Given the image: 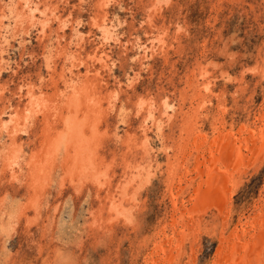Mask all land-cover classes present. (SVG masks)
<instances>
[{
	"label": "rangeland",
	"instance_id": "1",
	"mask_svg": "<svg viewBox=\"0 0 264 264\" xmlns=\"http://www.w3.org/2000/svg\"><path fill=\"white\" fill-rule=\"evenodd\" d=\"M7 1L3 0L0 7L5 6ZM33 1L38 2L40 10L46 7L49 23L45 31H40V25L29 27L26 13L22 12L23 22L14 30V35L8 36L9 43L0 53L4 62L9 64H3L6 68L0 73V110L10 104V109L14 108L9 110L10 113L20 112L17 109L26 103L24 93L27 83L32 84L35 91L39 86V94L50 107L51 96L56 90L54 84L58 81L59 89H64L65 82L58 80L60 73H68L65 79L70 77L82 81L90 91L86 92L85 87L79 89V86L76 90L90 96L93 93L94 101L89 102V96L82 95L77 106L82 111L89 109V118L83 129L88 128L86 131L95 133H92L94 138L88 146L90 151L83 157L85 160L90 158L102 170L108 169L107 178H110L103 186H98L90 179L73 176V173L79 174L77 169H70L75 162V151L67 147L59 150L50 162L41 167L45 173L33 167L32 157L41 155L44 139L50 133L52 136L57 134L54 137L64 133L62 118L70 110L74 112L73 89H64L66 95L56 98L49 112L52 119L39 113L27 131L18 132L20 138L18 133L15 137H7L0 131V147L7 144L8 148L23 149L19 156L25 158L17 159L21 163L15 167L16 178L0 163V205L8 209L9 205L18 207L17 221L10 237L4 241L5 237L0 234V264H250L249 259L243 258L250 255L247 246L258 237V240L263 239L262 243L264 241V236H261L264 233V0H171L160 10L152 8L153 0ZM20 3L16 4L19 6L16 11L22 7ZM105 3L106 6H101ZM54 9L57 16H67L69 19L70 24L64 31L60 30L59 21L54 19L56 14L51 13ZM35 14L40 15L38 12ZM102 14L107 23L117 25L115 28L120 42L101 44L100 32L93 25V20L100 19ZM4 22L7 24V19ZM75 22L87 37L77 46L72 45L69 51L75 52L78 60L86 62L87 54L92 53L96 46L100 47L99 53L100 50L107 52L104 53L108 55V67L78 64L76 60L72 67L73 75L70 74L72 72L63 71L65 64L69 63L59 55V47L70 40L71 25ZM151 29L155 34L162 33L164 42L156 44L155 52L149 50L148 53L152 54H148L150 59L141 64L138 52L131 44L136 38L146 43ZM232 36L235 41L229 45L228 53L233 54L236 64L230 67L225 57L219 54L224 43ZM58 40L62 45L56 44ZM146 44L150 45L148 41ZM49 50H53V53L51 66L47 68L45 56ZM213 60L223 64L235 79L225 82L216 78L211 86L212 92H206V96L199 80L200 67L207 66ZM208 68L213 75L210 78L215 77L216 71H212L211 66ZM135 72H139V76L132 87L128 86L125 77ZM76 73L80 75L76 76ZM94 80H97L96 84H92ZM114 90L119 92L116 98L118 102L115 100L117 105L111 108L112 111L107 108L110 104L105 100L100 107L94 106L96 102L100 104L97 100L99 95H110ZM140 98L149 99L147 102L153 100V107H157V110L162 99L167 98L174 103L175 110L172 120L165 124L163 142L153 132L154 125L149 124L152 127L148 135L155 145L151 144V159L148 154L144 162L153 166L151 169L156 176L151 185L142 189L137 196L134 204L137 205L135 215L139 223L137 227H131L122 221L109 220L105 214L107 205L104 204L109 187L115 189L120 184L126 162L142 159L138 153L140 149L136 150L139 148L136 144L144 137L141 132L143 111L138 113L136 106ZM84 101L88 104L84 105ZM200 102L204 104L199 107ZM80 138H83L82 135ZM133 138L138 139V143L132 142ZM229 138L231 142H226ZM240 145H243L242 152H238ZM165 146L169 147L167 153L163 150ZM240 153L242 155L239 157ZM228 155L231 159L227 158ZM171 162L174 163L172 166ZM47 169L49 171L46 172ZM38 170L42 175H38ZM209 171L211 177L207 174ZM36 176L46 179L43 178L42 183ZM233 245H237L238 254L231 253ZM252 261L251 264H264L262 254L255 256L254 263Z\"/></svg>",
	"mask_w": 264,
	"mask_h": 264
},
{
	"label": "bare ground",
	"instance_id": "2",
	"mask_svg": "<svg viewBox=\"0 0 264 264\" xmlns=\"http://www.w3.org/2000/svg\"><path fill=\"white\" fill-rule=\"evenodd\" d=\"M3 0H0V3H2ZM5 1V0H4ZM21 1V3L19 5H21L22 7H20V10L16 11L17 8L16 7H19V6H16V4ZM106 1H110V0H106ZM148 1H151V0H148ZM154 2H152V8L155 10H160L161 8L167 6L169 4V1L171 0H153ZM105 2V0H104ZM103 3V2H101ZM107 3H105L104 5H101V6H106ZM110 4V3H109ZM18 5V4H17ZM42 7V6H41ZM108 7V6H107ZM46 7H44L43 9H39L38 8V2L37 3H34L33 0H8L6 5L5 6H2L0 7V53L2 54V51H3V48L6 47L5 45L8 42V36L9 35H14L16 32L14 30L17 29V27H19V25H21V23L23 22L22 19H23V13H26V22L29 24L28 26L29 27H36L37 25H40V31H45V26L49 23V14L47 15L46 14ZM99 9L100 6L98 7ZM97 8V9H98ZM106 8V7H105ZM149 8V7H147ZM16 9V10H15ZM56 9V8H55ZM55 9L51 12L54 16V19L55 20H58L60 26V30L61 31H64L65 30V27L68 26L69 23V19L66 18V17H61V16H57V13L55 12ZM120 9V8H119ZM153 9H150L149 10H153ZM57 10V9H56ZM123 10V8L121 9ZM147 9V11H149ZM102 11V10H101ZM146 11V10H144ZM150 11V12H151ZM165 11V10H164ZM16 12V13H15ZM23 12V13H22ZM38 12L40 13L39 16H37L35 13ZM120 12V11H119ZM103 13V12H102ZM153 13V12H152ZM60 14V13H59ZM117 14V13H116ZM148 14V13H147ZM151 14V13H149ZM64 15V14H63ZM68 15V14H67ZM99 15V14H98ZM103 15V14H102ZM109 15V14H108ZM106 15V16H108ZM115 15V14H114ZM113 15V16H114ZM118 15V14H117ZM69 16V15H68ZM100 16V15H99ZM95 17V16H94ZM118 17V16H117ZM65 18V19H64ZM115 18V17H114ZM113 18V20H114ZM119 18V17H118ZM117 18V19H118ZM4 19H7L8 23L5 24L6 22H4ZM94 19V18H93ZM91 19V20H93ZM150 19V18H148ZM113 20H110V21H113ZM116 20V19H115ZM119 20V19H118ZM121 20V19H120ZM151 20V19H150ZM109 21V19H108ZM148 21V20H147ZM91 22V21H90ZM121 22V21H120ZM56 23V22H55ZM92 23V22H91ZM114 23V22H113ZM119 23V22H118ZM144 24V23H143ZM26 25V24H25ZM90 25V24H89ZM93 25L99 30L100 33V41L102 42H99L101 43L102 45L104 44H108L109 41H113V42H117L119 41V35L116 33V26L115 24H112V23H107L106 21V18H105V15L101 16V18L99 19H95L93 20ZM92 25V26H93ZM114 25V26H113ZM23 26V25H22ZM53 26V25H51ZM57 26V24H56ZM91 26V25H90ZM119 26V24H118ZM120 27V26H119ZM149 27V26H148ZM27 28V27H26ZM95 28V30H96ZM28 29V28H27ZM52 29V28H51ZM54 29V28H53ZM118 29V28H117ZM180 29V27H179ZM55 30V29H54ZM53 30V32H54ZM119 30V29H118ZM117 30V31H118ZM121 30V29H120ZM20 31V30H19ZM35 31V30H34ZM38 31V32H40ZM71 31H72V34H71V37H70V40L68 41L67 44H65L64 46H61L59 47V55H62L64 57V60H66L65 62H68L69 64H65L66 67L62 64V66H64L65 68H63V71H68L69 73L72 72V67H73V64L76 60H78L79 58L76 57V53L75 52H70L69 49L72 47V45H78L81 43V41L83 40L84 37H87V34H83L80 29H79V25L78 23H73L71 25ZM91 31V30H90ZM94 31V30H92ZM15 32V33H14ZM37 32V30H36ZM37 32V33H38ZM58 32V31H57ZM146 32V31H145ZM149 34H151L149 37H148V43H150V45L148 46L146 43H141V41H139L138 38H136L135 42L131 45H133V47L137 50L138 54L137 56H139L138 58H140V61H141V64L143 63L144 60H146L147 58L150 59L148 56V54L152 55L151 53H148L149 50H153L154 47L156 48V44H163L164 40H163V35L162 33H158V34H155V31L154 29H151L150 31H148ZM20 33V32H19ZM27 33H29V29L27 31ZM36 33V34H37ZM45 33V32H44ZM67 33V32H66ZM92 33V32H91ZM89 33V34H91ZM97 33H94L93 34H96ZM144 33V31H143ZM88 34V35H89ZM92 34V35H93ZM30 35V34H29ZM42 35V34H41ZM55 35V34H54ZM85 35V36H83ZM146 35V34H145ZM90 36V35H89ZM88 36V37H89ZM122 36V35H120ZM138 36V35H137ZM13 37V36H11ZM93 37V36H92ZM89 38V39H92ZM97 37V36H96ZM135 37V36H134ZM167 37V36H166ZM61 38H64V36H61ZM98 38V37H97ZM96 38V39H97ZM10 39V38H9ZM23 39V38H22ZM27 39V38H26ZM86 39V38H85ZM88 39V40H89ZM94 39V38H93ZM95 39V40H96ZM134 39V38H133ZM144 39V38H143ZM229 39V38H228ZM14 40V39H13ZM16 40V39H15ZM50 39H48L49 41ZM66 40V39H65ZM98 40V39H97ZM18 41V40H17ZM51 41V40H50ZM63 41V40H62ZM85 41V40H84ZM133 41V40H132ZM145 41V40H144ZM235 41V38L234 36H232L228 41H226L222 47V50L220 51V54L221 57H225L226 61H228V65L230 64V67L233 65L234 62V56L232 53H228V49H229V45L233 42L234 43ZM21 42V41H20ZM23 42V41H22ZM120 42V41H119ZM123 42V41H122ZM121 42V43H122ZM129 42V41H128ZM237 42V41H236ZM126 42L124 41V45ZM130 43V42H129ZM46 44V43H45ZM44 44V45H45ZM58 45H62L60 40L57 41ZM97 44V43H96ZM111 44V43H110ZM109 44V45H110ZM113 44V43H112ZM120 44V43H119ZM223 44V43H222ZM86 45V44H85ZM98 45V44H97ZM100 45V44H99ZM118 45V44H117ZM121 45V44H120ZM48 46V45H47ZM55 46V45H54ZM68 46V47H67ZM83 46V45H82ZM101 46V45H100ZM111 46V45H110ZM108 46V47H110ZM113 46V45H112ZM104 47V46H103ZM121 47H124V46H121ZM99 48L100 47H97L92 51V53L90 54H87V61H81V60H78V64H83V65H87V64H90V65H93V64H100V66L102 68H106L108 67V55H106L104 52H102L103 50H100V53H99ZM102 48V47H101ZM107 48V47H106ZM125 48V47H124ZM130 48H132L130 46ZM7 49V48H6ZM110 49V48H109ZM162 49V46L161 48ZM44 50V48H43ZM54 50V49H53ZM52 50V51H53ZM122 50H124L122 48ZM127 49H125L124 51H126ZM6 51V50H4ZM48 52V54H46L45 56V65L47 68H50L51 66V61H52V53L53 52ZM55 51V50H54ZM75 51V50H74ZM108 51V50H107ZM133 51V50H132ZM135 51V50H134ZM154 51V50H153ZM46 52V51H45ZM46 52V53H47ZM56 52V51H55ZM136 52V51H135ZM155 52V51H154ZM158 52V51H157ZM161 52V51H160ZM6 53V52H5ZM107 53V52H106ZM109 53V52H108ZM0 54V55H1ZM43 54V53H42ZM58 55V57H59ZM3 56V55H2ZM61 56V57H62ZM81 56V55H80ZM79 56V57H80ZM84 56V55H83ZM82 56V57H83ZM55 57V56H54ZM57 57V58H58ZM60 57V58H61ZM81 57V58H82ZM134 57V56H133ZM137 58V57H136ZM220 58V56H219ZM54 59V58H53ZM133 59V58H132ZM10 60V59H9ZM62 60V59H61ZM8 61V60H6ZM59 61V60H58ZM209 61V60H208ZM225 61V62H226ZM59 63V62H58ZM61 63V62H60ZM112 63V62H110ZM132 63V62H131ZM147 63V62H146ZM261 62H259L260 64ZM264 63V61H263ZM0 64H2V66H0V73H1V70L5 69L6 67L3 66V64H7V62H4V59L0 57ZM135 64V62H134ZM145 64V63H144ZM201 64V63H200ZM236 64V63H235ZM9 65V64H7ZM6 65V66H7ZM54 65H57V64H54ZM88 65V66H90ZM115 65V64H114ZM140 65V64H139ZM201 65H204L201 64ZM223 64H221L220 62H217V61H211L208 63V65L206 66H201L200 67V73H199V80H201L202 82L200 83L201 86H202V90L204 92V94L206 92H209L211 91L212 89V84L214 85V82L217 78H221V81L224 80L225 82H232L234 81V77L230 74V72L226 69H224V66H222ZM60 66V64H59ZM135 66V65H134ZM145 66V65H143ZM208 66H211L212 68V71H216V76L213 77V78H210L212 73H211V70L208 68ZM227 66V65H226ZM9 69V66H7ZM229 67V68H230ZM233 67V66H232ZM61 68V66H60ZM79 68V67H77ZM87 68V67H86ZM110 68V67H109ZM53 69V68H52ZM59 69V67H58ZM138 69H141V68H138ZM199 69V68H198ZM10 70V69H9ZM49 70V69H48ZM54 70V69H53ZM110 71V69H108ZM256 70V69H255ZM262 70V68H261ZM86 71V70H85ZM132 71V70H131ZM135 71V70H134ZM139 71V70H138ZM3 72V71H2ZM48 72V71H47ZM46 72V73H47ZM80 72V71H79ZM89 72V71H88ZM98 72V71H97ZM108 72V71H107ZM128 72V71H127ZM50 73V72H49ZM60 73V71H59ZM74 72L70 73L73 75ZM81 73V72H80ZM90 73V72H89ZM243 73V71H242ZM48 74V73H47ZM57 74V73H56ZM68 74V73H67ZM66 74V75H67ZM82 74V73H81ZM96 74V73H95ZM134 74V73H133ZM196 74V73H195ZM194 74V75H195ZM58 75V74H57ZM65 73L61 75L60 73V77L58 75V80H62L63 82H65V85H64V89H73L74 92L72 94V100L74 101L73 104H75V106L73 107L74 109V112H72L70 110V112L68 114H66L62 120L64 122V133L61 132L62 134L61 135H58V137H54V135H57L54 133V135L52 136L51 133L49 135V137L47 136L46 139H44L43 143H42V150L41 151V155H37L36 157H32V161H33V167L34 168H38L40 171H43V166L46 165L47 162H50V160L54 157V155L59 151L61 150L63 147H67L66 149H70L72 148V150L74 149L75 153H74V156L73 159H74V165H73V168L71 167L70 169L72 170H75L77 169L79 171V174L77 173H73L72 175L73 176H77L78 177H82V179L86 180V179H90L92 180L94 183L98 184V186H103L109 178H107V173L109 172L108 169L107 171L105 170H102L100 167H98V164H95V163H92L91 162V159L88 158L85 160V158L83 157L84 155H86L90 150L88 148V146H90V140H93L94 137H92V133L94 132H91L89 133L88 131V128L87 129H83V126H85L87 123L86 121L88 120V115L90 114V111L89 109H87L88 111L84 110L82 111V108H80V106H77L80 104L81 101H79V99H81V97L83 98L82 95H86L89 96L87 97L89 100V102H93L94 101V96L92 97V94L90 96V94L88 93H84L82 94L81 91L79 89H82V88H86V92L90 91L89 89L87 90V86L82 82V81H77L76 79H72L70 77L66 78L65 79ZM80 74L77 75L76 73V76H79ZM84 76L86 75L85 73L83 74ZM82 75V76H83ZM53 76V75H52ZM51 76V78H52ZM83 76V77H84ZM139 76V72H135L134 75H129L127 74L126 77H125V83L128 84V86H131L133 85L134 81L138 78ZM244 76V74H243ZM242 76V78H243ZM39 77V75H38ZM50 77V75H49ZM91 77V76H90ZM245 77V76H244ZM264 77V76H263ZM43 78V77H42ZM77 78V77H76ZM92 78V77H91ZM44 79V78H43ZM42 79V81H44ZM57 79V78H56ZM102 79V78H101ZM116 80V79H115ZM41 81V83H42ZM92 81V80H91ZM97 80H94V83L92 84H96ZM118 81V80H117ZM223 81V82H224ZM243 81V80H242ZM241 81V82H242ZM37 82V81H36ZM34 83V84H37V83ZM99 82V81H98ZM103 82V81H102ZM106 82V81H105ZM123 82V81H122ZM196 82V81H195ZM198 82V81H197ZM200 82V81H199ZM198 82V83H199ZM53 83V82H52ZM117 83V82H116ZM124 83V84H125ZM23 84V83H22ZM25 84V83H24ZM89 84V83H88ZM102 84V83H101ZM100 84V86H101ZM190 84V83H189ZM42 85V84H41ZM61 85V84H60ZM10 86V85H9ZM24 86V85H23ZM37 86V85H36ZM79 86V89L76 90V88H78ZM199 86V85H198ZM212 86V87H211ZM26 92L24 93L25 96H26V103L23 105V107L20 108L21 109H17V110H20V112H15V113H10L9 110L11 109H14V108H11V105H7L6 107L4 106V108L2 110H0V128H1V132H3L7 137H15V135H17L18 132H25L27 131V127H29L30 123L33 122V118H35V116H37L39 113H41V115H44V117H47V118H51L52 119V114H49V112L52 110L51 106L53 105V103L55 102L56 98L59 99V97H64L66 94L63 93L64 89L61 91L59 89V83L58 81L54 84V87H55V94L51 96V99H50V107H48V103L46 102L45 99H43V97L39 94V86L37 87V91H35V87L30 84V83H27L26 86ZM94 87V86H93ZM103 87V86H102ZM117 87H118V84H117ZM197 87V86H196ZM9 88V87H8ZM41 88V87H40ZM98 88V87H97ZM109 88V87H108ZM125 88V87H124ZM127 88V87H126ZM5 89V88H4ZM43 89V88H41ZM54 89V88H53ZM69 89V90H70ZM96 89V88H95ZM118 89V88H117ZM121 89H123V86L121 87ZM120 89V91H121ZM200 88H198L199 90ZM22 90V88H21ZM112 90V89H110ZM109 90V91H110ZM214 90V89H213ZM3 91V90H2ZM39 91V92H38ZM95 91V90H93ZM100 91V90H99ZM98 91V92H99ZM24 92V91H22ZM38 92V93H37ZM105 92V91H104ZM118 92L119 90H114L110 93V95H106L105 93H103L102 95H99L97 97V100H99V103L98 104L97 102L94 104L95 107H100L101 102L102 101H106L108 103V105L110 107H107V108H110V110L112 111L111 108L115 107L117 104L115 103L116 101L118 102V99L117 96H118ZM200 92V91H199ZM202 92V93H203ZM212 92V91H211ZM67 93V92H66ZM68 93L70 94V91H68ZM67 93V95H68ZM108 93V92H107ZM3 94V93H2ZM15 94V93H14ZM210 94V93H209ZM44 95V94H43ZM50 95V94H49ZM206 95V94H205ZM208 95V94H207ZM206 95V96H207ZM202 96V95H201ZM201 96H199L201 98ZM11 97V96H10ZM45 97V96H44ZM167 97V96H165ZM198 97V96H197ZM219 97V96H218ZM4 98V97H3ZM99 98V99H98ZM120 98V97H119ZM144 98V97H143ZM143 98H140L138 100V102L136 103V106H137V112H141L143 111V120H142V126H141V130H139V133L140 131L142 132L143 134V139L142 141L139 143V144H136V147H139L137 148L136 150L140 149L138 151L139 154H141V158L140 160L136 159V160H133V162H126L125 164V167L123 168V176H122V180L120 182V184L114 189V188H111L109 187V189L107 190V194H106V197H105V204L104 205H107L106 207V211L108 215V219L109 220H116V221H122L125 225L127 226H131V227H137L138 226V223L137 222V219H136V215H135V202L137 201V196L138 194L141 192L142 189H145L146 187L148 188L149 185H151L152 181H153V178L156 176V174L153 172V166L152 165H149L148 163L146 164L144 161H145V158L148 157V154L151 150V139L148 135V132L149 130L151 129V127H155V129L153 130V132L155 131L159 141L161 140V142H163L162 140L164 139V135H163V130H164V127H165V124H167L169 121L172 120L173 118V114H174V110H175V105L174 103L170 102L167 98H163L161 103H160V106H159V109L157 110V107H153V100L150 102H147L145 99ZM203 98V97H202ZM205 98V97H204ZM203 98V99H204ZM202 99V100H203ZM24 100V99H23ZM48 100V99H47ZM82 100V99H81ZM87 100V99H86ZM116 100V101H115ZM2 101V100H0ZM6 101V100H5ZM49 101V100H48ZM59 102V101H58ZM64 102V101H63ZM120 102V101H119ZM5 103V102H4ZM62 103V102H61ZM67 103V102H65ZM47 104V105H46ZM68 104V103H67ZM84 105L85 104H88L84 101L83 103ZM82 104V106H83ZM202 104H204L203 102H200L199 107L202 106ZM5 105V104H4ZM59 105V104H57ZM91 106V105H90ZM104 106V105H103ZM3 107V106H2ZM15 107V106H14ZM85 107V106H84ZM106 107V106H105ZM122 107V106H121ZM58 108V107H57ZM87 108V107H86ZM106 108V109H107ZM128 108V107H127ZM16 109V108H15ZM69 109V108H68ZM58 110V109H57ZM59 110H61L59 108ZM67 110V109H66ZM116 110V109H115ZM157 110L158 111V114L157 116L155 115V113H157ZM15 111V110H14ZM56 111V109H55ZM100 111V110H99ZM98 111V112H99ZM118 111V110H117ZM155 111V112H154ZM121 112V111H119ZM136 112V114H137ZM52 113H54L52 111ZM58 113V112H57ZM109 113V112H108ZM60 114V113H59ZM62 114V113H61ZM102 114V113H101ZM142 114V113H141ZM54 115V114H53ZM80 115H84V117L80 116ZM186 115V114H185ZM7 116L6 119H4V117ZM93 116V115H92ZM38 117V116H37ZM88 117V118H87ZM105 117V116H104ZM206 117V116H205ZM208 117V116H207ZM87 118V119H86ZM120 118V117H119ZM140 119V118H139ZM138 119V120H139ZM263 119V118H262ZM124 120V119H123ZM108 121V120H107ZM128 121V120H127ZM45 122V121H43ZM54 122V121H53ZM140 122V121H139ZM138 123V122H137ZM62 124V123H61ZM92 124V123H91ZM151 124V125H149ZM228 124V123H227ZM47 125V123H46ZM56 125V124H55ZM139 125V124H138ZM137 125V126H138ZM192 125V124H191ZM57 126V125H56ZM89 125H87L86 127H88ZM51 127V126H50ZM119 127V126H118ZM181 128V127H180ZM219 128V127H218ZM244 128V127H243ZM92 129V128H91ZM233 129V128H232ZM193 130V129H192ZM227 130V129H226ZM243 130V129H240V131ZM47 131V130H46ZM59 131V130H58ZM61 131V130H60ZM245 131V130H244ZM252 131V130H251ZM54 132V131H53ZM180 132V131H179ZM243 132V131H242ZM248 132H250L248 130ZM27 133V132H26ZM49 133V132H48ZM47 133V134H48ZM245 133V132H244ZM20 133H18L19 135ZM87 138H85L87 135ZM95 134V133H94ZM5 135L3 137H5ZM82 135V137L84 138H80V136ZM251 135V134H250ZM95 136V135H94ZM134 136V135H133ZM153 136V135H152ZM243 136V135H241ZM247 136V135H246ZM252 136V135H251ZM21 137V134L19 136V138ZM45 137V136H44ZM131 137V136H130ZM129 137V138H130ZM135 137H138V136H135ZM141 137V136H140ZM139 137V138H140ZM220 137V136H219ZM250 137V136H248ZM258 137V135H257ZM123 138V137H122ZM152 138V137H151ZM237 138V137H236ZM236 138L234 139V141L236 140ZM17 139V138H16ZM134 139V138H133ZM131 139V140H133ZM242 139V138H240ZM254 139V138H253ZM130 140V139H129ZM130 140V141H131ZM138 140V139H137ZM136 138L132 141V142H137ZM243 140V139H242ZM247 140V139H246ZM249 140V139H248ZM103 141V140H102ZM223 141V140H222ZM250 141V140H249ZM252 141V139H251ZM2 142V141H1ZM5 142V141H4ZM226 142H231V139L229 138ZM253 142V141H252ZM255 142V141H254ZM253 142V143H254ZM7 143V142H6ZM10 143V142H9ZM15 143V142H14ZM17 143V142H16ZM122 143V142H121ZM138 143V142H137ZM223 143V142H222ZM243 143V142H242ZM249 143V142H248ZM66 144V145H65ZM130 144V143H128ZM133 144V143H131ZM174 144V143H173ZM153 145V144H152ZM155 145V144H154ZM153 145V146H154ZM167 145V144H166ZM223 145V144H222ZM232 145V144H231ZM236 145V144H235ZM238 145V144H237ZM14 146V145H13ZM20 146V145H19ZM69 146V147H68ZM130 146V145H129ZM164 146V145H162ZM227 146V145H226ZM233 146V145H232ZM243 145H240V147L238 148L236 146V148H238V152H242L241 148H242ZM255 146V145H254ZM135 147V148H136ZM230 147V146H229ZM88 148V149H87ZM96 148V147H95ZM169 147H164L163 150L167 153V150H168ZM22 149V147H21ZM155 149V148H154ZM153 149V150H154ZM234 149V148H233ZM255 149V148H254ZM23 150V149H22ZM22 150H19V148H8L7 147V144L6 146L3 145L0 147V163L2 162L3 165H4V168L5 169H8L10 171H12V176L13 177H17L15 175V167L18 166L19 167V162L17 159L18 157H22V159L25 160V158H23V156H19L20 155V152ZM264 150V149H263ZM152 151V150H151ZM60 152V151H59ZM154 152V151H153ZM156 152V151H155ZM154 152V153H155ZM23 153V152H22ZM231 153V152H230ZM39 154H40V150H39ZM22 155V154H21ZM24 155V153H23ZM69 155V154H68ZM88 155V154H87ZM91 155V154H89ZM96 155V154H95ZM151 154H149L150 156ZM158 155V154H157ZM232 155V154H231ZM234 155V154H233ZM239 157L242 155V153L238 154ZM59 156V155H58ZM217 156V155H216ZM71 157V156H70ZM92 157V156H91ZM123 157V156H122ZM154 157V156H153ZM157 157V156H156ZM227 158L231 159V157L228 155ZM235 158V157H234ZM246 158V157H245ZM150 159H151V156H150ZM225 159V158H223ZM243 159V158H242ZM242 159H239V160H242ZM89 160V161H88ZM98 160V159H97ZM154 160V159H153ZM156 160V159H155ZM183 160V159H182ZM29 161V160H28ZM32 161L30 160V163H32ZM105 161V160H104ZM213 161V160H211ZM230 162V160H228ZM244 161V160H243ZM253 161V160H252ZM27 162V160H26ZM72 162V161H71ZM247 162V161H246ZM21 163V162H20ZM103 163V162H102ZM155 163V162H154ZM228 163V162H227ZM23 164V162H22ZM21 164V165H22ZM158 164V163H157ZM174 163L171 162L170 166H172ZM215 164V163H214ZM241 164V163H240ZM101 165V164H100ZM154 165V164H153ZM23 166V165H22ZM28 166V165H27ZM105 166V165H104ZM155 166V165H154ZM157 166V165H156ZM198 166V165H197ZM212 166L213 163H212ZM216 166V165H215ZM2 167V166H1ZM25 167V166H24ZM42 167V168H41ZM152 167V169H151ZM227 167V166H226ZM23 168V167H22ZM48 168V166H47ZM158 167H156L157 169ZM231 168V167H230ZM259 168V167H258ZM2 169V168H1ZM20 168H18L19 170ZM50 169V168H49ZM105 169V167L103 168ZM198 170L199 169V166L197 167ZM215 169V167H214ZM228 169V168H227ZM18 170L16 169V171L18 172ZM34 170V169H33ZM38 170V171H39ZM52 170V168H51ZM37 171V172H38ZM38 172V175H42L41 172ZM49 171L48 169L46 170V172ZM159 171V170H158ZM171 171V170H170ZM216 171V170H215ZM230 172V170H228ZM5 172V171H4ZM45 173V171H43ZM201 172V171H200ZM226 172V170H225ZM1 173V172H0ZM19 173V172H18ZM50 173V172H48ZM170 173V172H169ZM24 174V173H23ZM191 174V173H190ZM198 174V173H197ZM210 175L211 177V174H210V171L209 173H207ZM224 174V173H223ZM222 174V177H224ZM226 174H229V173H226ZM48 175V174H47ZM217 175V174H216ZM230 175V174H229ZM51 176V175H50ZM49 176V177H50ZM3 177V176H2ZM19 177V176H18ZM184 176H182L183 178ZM209 177V178H210ZM219 177V176H218ZM43 178L44 176L40 177V176H36V179L39 180V182H42L43 183ZM18 179V178H17ZM46 179V178H44ZM81 179V178H80ZM79 179V180H80ZM211 179V178H210ZM215 179V178H214ZM13 180V179H12ZM21 180V179H20ZM48 180V178H47ZM205 180V179H204ZM222 180V179H221ZM14 181V180H13ZM81 181V180H80ZM213 181V180H212ZM217 180H215L214 182H216ZM38 182V183H39ZM47 182V181H46ZM229 182V181H228ZM81 183V182H80ZM165 183V182H164ZM40 184V183H39ZM45 185V183L43 184ZM203 187V186H202ZM224 187V186H222ZM226 188V187H225ZM79 191V190H78ZM226 191V190H224ZM142 193V192H141ZM227 193V192H226ZM178 198V197H177ZM176 199V197H175ZM216 199V198H215ZM177 201V200H176ZM33 203V202H32ZM1 207V205H0ZM104 207V206H103ZM178 207V206H177ZM7 208V206H6ZM6 208H3L1 207L0 208V234H2L4 237H5V240L6 241L10 236V233L11 231L13 230L14 228V222L15 221V218L17 217L18 215V210L17 208H15L14 205H9V208L10 209H6ZM62 208V207H61ZM137 208V207H136ZM49 209V208H48ZM101 209V208H100ZM264 209V208H263ZM103 211V210H102ZM185 211V210H184ZM187 212V210H186ZM184 213V212H183ZM179 214V213H178ZM183 217H185L183 215ZM107 218V217H106ZM186 218V217H185ZM258 218V217H257ZM107 219V220H108ZM181 219H184V218H181ZM258 219H256L257 221ZM262 220V219H261ZM94 223L97 221V218L93 220ZM99 221V220H98ZM108 223V222H107ZM176 223V222H175ZM65 224V222L63 223V225ZM243 224V223H242ZM257 224V223H256ZM255 224V225H256ZM262 224V223H261ZM260 224V225H261ZM252 225V224H251ZM260 227V226H259ZM261 228V227H260ZM259 228V230H260ZM263 228V227H262ZM246 233V232H245ZM262 233V232H261ZM221 235V234H220ZM238 236V235H237ZM260 236V235H258ZM261 236H264V233L261 234ZM239 237H241V235H239ZM246 237V236H245ZM254 236H252V239H253ZM186 238V237H185ZM237 238V237H236ZM261 238V237H260ZM238 239V238H237ZM259 239V237H258ZM256 238V240H254L249 246H247V248L249 249L248 252H250V255L247 254L246 256H244L243 258L245 259H249L250 261V264H251V261L253 260L254 261V258L255 256L258 257V255L260 256V254H262L263 256V260H264V241L263 243L261 242V239L258 240ZM223 240V239H222ZM263 240V239H262ZM223 244H224V241H223ZM236 244V243H234ZM238 244V243H237ZM246 244V243H245ZM104 245V244H103ZM223 246V245H222ZM263 246V247H262ZM261 247H262V250H261ZM259 249V250H258ZM231 253L234 255V254H238L239 251H237V245H233L231 247ZM252 250V253L251 251ZM257 251H260V252H257ZM153 253V252H152ZM229 253V252H228ZM227 253V254H228ZM227 254H226V257H227ZM231 255V256H233ZM245 255V254H244ZM230 256V257H231ZM229 257V258H230ZM234 257V256H233ZM231 257V258H233ZM241 258V257H240ZM227 259V258H226ZM252 259V260H251ZM259 259V262L261 260V258H257ZM256 259V260H257ZM227 262H229L230 260H226ZM240 261V260H239ZM245 261V260H242V262ZM252 261V262H253ZM237 262V261H236ZM241 262V261H240ZM258 262V260H257ZM254 263V262H253ZM244 264H248V263H244ZM256 264H260V263H256Z\"/></svg>",
	"mask_w": 264,
	"mask_h": 264
}]
</instances>
